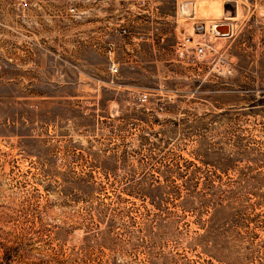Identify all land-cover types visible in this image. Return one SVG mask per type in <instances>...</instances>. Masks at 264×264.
Wrapping results in <instances>:
<instances>
[{"label": "rangeland", "instance_id": "rangeland-1", "mask_svg": "<svg viewBox=\"0 0 264 264\" xmlns=\"http://www.w3.org/2000/svg\"><path fill=\"white\" fill-rule=\"evenodd\" d=\"M0 264H264V0H0Z\"/></svg>", "mask_w": 264, "mask_h": 264}, {"label": "bare ground", "instance_id": "bare-ground-1", "mask_svg": "<svg viewBox=\"0 0 264 264\" xmlns=\"http://www.w3.org/2000/svg\"><path fill=\"white\" fill-rule=\"evenodd\" d=\"M218 31L219 32H226L227 31V27H218Z\"/></svg>", "mask_w": 264, "mask_h": 264}, {"label": "built area", "instance_id": "built-area-1", "mask_svg": "<svg viewBox=\"0 0 264 264\" xmlns=\"http://www.w3.org/2000/svg\"><path fill=\"white\" fill-rule=\"evenodd\" d=\"M202 51H203L202 49H199V52H200V53H202Z\"/></svg>", "mask_w": 264, "mask_h": 264}]
</instances>
